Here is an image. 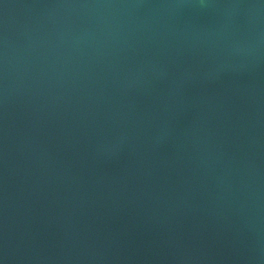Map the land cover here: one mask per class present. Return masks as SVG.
Here are the masks:
<instances>
[{
  "label": "water",
  "instance_id": "obj_1",
  "mask_svg": "<svg viewBox=\"0 0 264 264\" xmlns=\"http://www.w3.org/2000/svg\"><path fill=\"white\" fill-rule=\"evenodd\" d=\"M0 264H264V0H0Z\"/></svg>",
  "mask_w": 264,
  "mask_h": 264
}]
</instances>
